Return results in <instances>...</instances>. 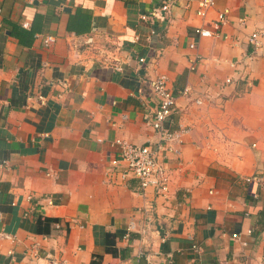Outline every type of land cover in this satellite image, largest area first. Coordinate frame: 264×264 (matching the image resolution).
Segmentation results:
<instances>
[{
    "label": "crops",
    "instance_id": "crops-1",
    "mask_svg": "<svg viewBox=\"0 0 264 264\" xmlns=\"http://www.w3.org/2000/svg\"><path fill=\"white\" fill-rule=\"evenodd\" d=\"M161 1L0 0V264H27L33 243L68 264H264V47L248 42L264 0L140 19ZM161 73L177 96L164 126L188 128L177 153L160 151L164 193L106 172L112 140L158 142L144 114Z\"/></svg>",
    "mask_w": 264,
    "mask_h": 264
},
{
    "label": "built area",
    "instance_id": "built-area-1",
    "mask_svg": "<svg viewBox=\"0 0 264 264\" xmlns=\"http://www.w3.org/2000/svg\"><path fill=\"white\" fill-rule=\"evenodd\" d=\"M189 2L190 0H162L159 4L153 5L147 12L141 13L139 16L140 19L153 24L157 18H167L173 5L183 3V6L187 7ZM213 3L214 0H200V6L196 10V13L198 15H204ZM226 17L227 9L219 11L214 21V32L203 28H197L196 32L199 36H212L216 33L221 24L226 21ZM151 31L153 32L154 30L151 29ZM56 39L57 37L51 34H46L41 37L44 46L52 45L55 43ZM248 42L253 45L254 55L258 54L260 49L264 47V25L255 29L248 35ZM190 46L193 47L194 43ZM140 60H143V58ZM230 65L238 67L240 62L231 61ZM191 68H193V65H191ZM238 73L240 74L238 79L244 80L249 86L252 85L253 82L245 75L244 69L241 66L238 67ZM234 80L235 79L231 77H227L224 79L223 84H230ZM149 87L151 94L156 99V104L150 113L144 114V121L152 129L157 131L158 142L154 144H134L120 138L112 140L110 145L117 149V153L110 159V164L106 172L111 179V175L115 173V168L122 167L120 172L121 179L125 180L129 176L135 177L138 179L142 189L148 186H154L160 193H164L167 190L169 175L167 167L162 162L160 151L165 150L172 154L177 153L182 135L188 131V128L181 127L176 130H171L164 126L165 119L174 110L177 97L174 91L168 86L167 76L161 73L149 79ZM192 92V88L189 86H185L180 91L183 95H189L192 94ZM203 96V94H198L194 97V101L200 103ZM6 162L7 161H1L0 167L6 164ZM47 174L50 175V171L47 172ZM244 178L246 181L255 180L258 183L262 181V176L257 173ZM46 201L48 204L51 203V199L48 197ZM55 227L59 229V225L56 224ZM246 232L251 234L252 229L248 228ZM126 236H128V234H126ZM231 236L233 239L239 240L242 245H246V241L241 240L240 232H232ZM166 257V261L163 264H172V255L167 253ZM23 258L26 260L27 264H68L66 259L62 256L50 252L41 254L37 243H33L26 247L23 252ZM147 264L153 263L148 259Z\"/></svg>",
    "mask_w": 264,
    "mask_h": 264
}]
</instances>
